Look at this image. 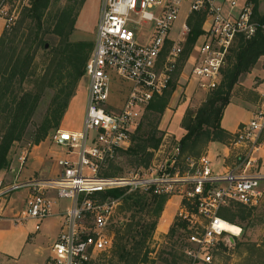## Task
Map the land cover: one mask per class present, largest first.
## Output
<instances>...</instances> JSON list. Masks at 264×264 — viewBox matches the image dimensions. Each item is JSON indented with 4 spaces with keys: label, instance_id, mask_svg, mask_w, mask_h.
Segmentation results:
<instances>
[{
    "label": "built area",
    "instance_id": "built-area-1",
    "mask_svg": "<svg viewBox=\"0 0 264 264\" xmlns=\"http://www.w3.org/2000/svg\"><path fill=\"white\" fill-rule=\"evenodd\" d=\"M4 1L0 0V14ZM197 12L204 19L194 44L198 53L192 76L200 90L211 92L221 85L222 70L237 38L250 39L259 27L264 32V13L261 21L256 20L248 0H103L86 64L89 90L83 129L58 130L55 144L67 148V156L58 160V173L13 183L0 179V223L10 220L17 225L32 219L40 230L42 220L63 217L46 264H89L113 248L115 233L109 226L120 200L102 198L100 194L109 189L179 196V218L189 231L186 264H214L225 234L238 235L222 227L223 208H255L263 203L264 172H251V161L242 169L215 172L208 156L189 157L180 165L175 151L164 160L156 155L148 166L127 174H103L110 162L120 158V151L132 146L147 106L171 82L191 33L188 20ZM113 72L123 80L120 88L124 84L128 88L121 105L112 90ZM259 78V105L234 133L235 143L249 147L250 153L262 147L264 66ZM21 189L27 190L26 209L17 213L6 197Z\"/></svg>",
    "mask_w": 264,
    "mask_h": 264
},
{
    "label": "rangeland",
    "instance_id": "rangeland-1",
    "mask_svg": "<svg viewBox=\"0 0 264 264\" xmlns=\"http://www.w3.org/2000/svg\"><path fill=\"white\" fill-rule=\"evenodd\" d=\"M28 3L29 0H5L1 2L4 13L0 14V37L6 27H8L7 23H9V26L12 23V26L15 23L14 21L23 15L24 7ZM67 3H69V0H54L49 7L48 13L54 15L62 10ZM102 3L103 0H85L80 11L77 9L79 14L76 19L75 30L71 35L72 41L95 40ZM258 11L263 15L264 0H260ZM146 28L148 27L144 25V29ZM55 39L49 35L46 36L48 48L55 43ZM187 42L184 45V51L186 48L188 50V46H186L188 45ZM170 44L169 42V45H167V51L172 46ZM197 50L196 45H193L189 51V55H182L178 68L172 76L171 83L169 82L167 87V89H170L171 84H175L176 89L159 125L161 132L158 135L162 133L164 135L159 146L160 150H157L153 155V158L158 155L156 156L158 160H164L170 154L178 151V163L185 165L187 156H189L187 151L181 152L179 148L180 141L186 133V129L183 126L184 117L191 112L195 115L210 94L208 91L200 90L195 80H193V68L196 63L194 59L198 53ZM47 52V50L41 49L33 63L32 71L36 73L37 78L42 76L47 68L49 57ZM263 66L264 59L260 60L251 72L241 76L232 92L231 103H239L245 107L249 111V119L260 102L258 91L262 87L259 86V76L262 74ZM112 74L114 77L112 90L116 93L115 98L118 100V104L121 105L128 94V88L125 84L124 88H120L119 85L123 84L121 82L123 80L119 79L115 72ZM127 86L129 87V83ZM88 90L89 84L86 80H83L78 86L76 96L70 102L68 121L72 130L83 129ZM51 97L52 92H48L45 95L29 127L28 134L22 141L16 142L13 145L10 151V165L7 169L0 172V179H3L5 183H13L14 180H26L34 176L40 178L50 177L58 173V160L67 156V148L55 144L54 140L58 131L54 134L52 133V135L38 145L33 144L30 137V134L41 123ZM144 115L145 112L143 118ZM245 116V111L238 108V119L236 122ZM61 129L64 130L63 128ZM235 142V135H232L231 138L226 139L224 142H210L208 144L205 151H203V155L210 156L213 170L219 172L225 167L242 169L251 161V172H261L264 169V132L261 133L259 138V142L263 147H260L256 152L250 153L249 147L239 146ZM115 163L123 168L121 175L140 169L139 167L129 165L127 157L118 158ZM133 192L138 191H127V193ZM26 194L27 190L21 189L6 197L8 204L12 201L10 206L14 208V212L18 213L26 209ZM111 199L113 198L109 197L105 200ZM116 200H120V203L109 226V229L115 233L114 246L110 251L100 254L91 264H124L120 261L121 249L124 247L129 250L133 249L134 239L129 237V235L132 233L130 224H134L137 221V218L132 217L134 208L128 206L121 198ZM65 202L66 205L69 203V201ZM65 202L62 204H65ZM166 205L156 228L152 232L148 228L142 231V234L148 237L147 248L143 250V253L145 249L150 250L148 259L145 262H137L135 264H186L184 252L186 235L181 236L177 232L174 236L170 237L168 234L170 233L171 226L179 218L180 197L173 196L172 202L169 203L170 209H177V211H174V218L169 226L167 224L168 212L166 211ZM55 209L59 211L58 206ZM240 210L245 211L247 217L244 219L241 216H237L233 224L242 229V234H225L226 240L220 244L214 255V264H264V201L260 206L255 208L234 206L222 210L221 213L232 217L233 213L241 215L242 212ZM58 211L54 212L57 213ZM146 219L150 220L149 218ZM63 222L64 219L61 215H54L40 222V230L36 229L38 221L32 219L17 225L10 220L1 222L0 264H46L51 247L61 233ZM228 222L232 223L231 221ZM133 232L135 233V231ZM171 251L176 255V263L172 262L174 257L169 254Z\"/></svg>",
    "mask_w": 264,
    "mask_h": 264
},
{
    "label": "trees",
    "instance_id": "trees-1",
    "mask_svg": "<svg viewBox=\"0 0 264 264\" xmlns=\"http://www.w3.org/2000/svg\"><path fill=\"white\" fill-rule=\"evenodd\" d=\"M53 1L29 0L24 7L23 15L16 19L12 26L10 24L6 27L0 37V172L9 167L11 149L16 142L22 141L28 134L45 95L52 92L41 123L30 134L35 145L61 129L79 84L86 80V64L93 50L94 41L71 40L77 15L85 0H69L62 10L52 15L48 10ZM248 1L254 6L255 19L261 21L263 15L258 11L260 0ZM203 19L204 15L198 12L190 17L189 24L192 29L186 45L188 50L186 48L183 52L184 56L189 55L191 47L202 33ZM47 35L56 38L57 41L49 48ZM41 49L48 51V65L44 74L37 78L32 68ZM262 59H264V32L261 27L250 39L243 36L237 38L222 70L221 85L210 92L195 115L191 112L184 117L183 126L186 133L180 141L179 148L181 152H188V158L203 155L210 142H224L234 135L222 126L224 111L231 103L232 92L241 76L251 72ZM171 85L170 89L166 88L162 94L155 95L151 100L140 126L133 134L132 146L120 151L119 157H127L129 165L148 166L152 161L153 151L161 145L164 134L158 135L161 132L159 125L176 89L175 84ZM115 161L110 162L104 169L105 176L121 175L123 168ZM100 195L104 199L121 198L128 206L134 208L132 217L137 218V221L130 224L132 233L129 235L134 239L133 249L122 248L120 261L124 264L145 262L150 250L145 249L143 253L144 248H147L148 237L143 235L142 231L148 228L152 232L156 228L170 198L141 191L127 193L126 189L121 188L109 189ZM224 209L229 208L222 210ZM240 212L241 215L233 213L232 217L221 212L220 215L226 219L225 221H231L233 224L237 216L244 219L247 217L245 211L240 210ZM146 218L153 221H148ZM177 232L181 236L189 232L187 223L180 218L176 219L168 234L171 237ZM169 254L174 257L172 262L176 263L175 253L171 251Z\"/></svg>",
    "mask_w": 264,
    "mask_h": 264
},
{
    "label": "crops",
    "instance_id": "crops-1",
    "mask_svg": "<svg viewBox=\"0 0 264 264\" xmlns=\"http://www.w3.org/2000/svg\"><path fill=\"white\" fill-rule=\"evenodd\" d=\"M238 108L242 109L245 111L246 113V116L243 117L240 121H237L236 120L238 119ZM69 110L62 122V125H61V128H63L64 130H71V131H75V130H72L71 127H70V123L68 121L69 119ZM249 111L246 110L245 107H243L242 105H240L239 103H230L225 111H224V114H223V117H222V126L228 130L229 132L231 133H235L238 129V127L244 123V122H247L249 121ZM214 144V143H213ZM211 146V144H210ZM263 147V146H262ZM209 158L210 156L207 155ZM213 158V157H212ZM262 158V157H261ZM263 159H264V155H263ZM264 170V169H263ZM263 170H261V172H264ZM173 200V197H171L166 205V212L167 213V220H168V226L169 224L172 223L173 221V218H174V211H177V209H170V206H169V203H171Z\"/></svg>",
    "mask_w": 264,
    "mask_h": 264
},
{
    "label": "bare ground",
    "instance_id": "bare-ground-1",
    "mask_svg": "<svg viewBox=\"0 0 264 264\" xmlns=\"http://www.w3.org/2000/svg\"><path fill=\"white\" fill-rule=\"evenodd\" d=\"M222 227L224 229H227L228 231H232L235 234H242L241 233V228L237 226L236 224H232L228 221H225L222 219Z\"/></svg>",
    "mask_w": 264,
    "mask_h": 264
}]
</instances>
